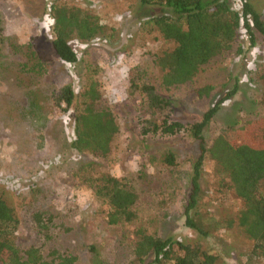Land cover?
Wrapping results in <instances>:
<instances>
[{"label": "rangeland", "instance_id": "rangeland-1", "mask_svg": "<svg viewBox=\"0 0 264 264\" xmlns=\"http://www.w3.org/2000/svg\"><path fill=\"white\" fill-rule=\"evenodd\" d=\"M53 1L0 0V192L19 218L17 243L25 247L41 239L27 213L35 198L38 207L67 222L70 230L57 231L56 245L76 255L74 264H127L133 231L139 227L163 238L199 239L219 255L218 264H246L242 254L252 242L235 222L242 202L227 186L226 175L214 160H206L202 167L199 208L202 224L210 225L209 234L200 238L185 225L183 213L192 163L199 153L197 143L187 134L143 135L137 109L129 100L127 88L133 75L160 83L152 60L170 44L141 25L157 8L142 7L136 0H70L93 7L106 28L93 44L72 41L80 61L68 64L51 47ZM251 2L264 17V0ZM256 39L251 45L241 35V54L211 61L191 83L169 90L158 85L172 99V119L184 123L201 119L214 102L232 92L203 130L207 145L221 127L240 126L264 115V38ZM94 78L101 82L119 125L108 158L96 168L125 179L137 193L134 207L139 215L132 222H107L109 207L94 198L88 179L86 165L92 156L70 148L72 117L53 105V95L63 84L77 89ZM206 85L212 87L208 96L196 97L193 90ZM167 151L176 155L173 166L161 163ZM229 218L233 224L228 228L214 227L215 220ZM143 264H151V259Z\"/></svg>", "mask_w": 264, "mask_h": 264}, {"label": "trees", "instance_id": "trees-1", "mask_svg": "<svg viewBox=\"0 0 264 264\" xmlns=\"http://www.w3.org/2000/svg\"><path fill=\"white\" fill-rule=\"evenodd\" d=\"M136 1L142 7L157 8L141 25L170 44V47L156 53L152 60L160 73V83L138 80L133 75L127 88L129 100L137 109L141 133L168 137L187 134L197 143L199 151L192 163L190 190L183 212L185 225L200 238L209 234L210 224H202L201 221L199 179L206 160H214L228 178L227 186L242 202L235 222L252 242L242 256L246 264L257 259L264 261V115L240 126L230 124L221 127L211 144L207 145L203 130L232 92L214 102L203 112L201 119L184 123L172 119V99L159 90V86L169 90L191 83L211 61L230 53L241 54L243 48L239 37L243 34L254 45L258 35L264 38V17L251 0ZM237 3L239 7L234 6ZM50 13L53 19L52 50L60 61L68 64L80 61L71 46L72 41L93 44L106 28L93 7L77 6L70 0H54L50 4ZM261 77L264 84V74ZM211 89L206 85L194 89L193 93L201 98L208 96ZM261 104L264 108V89ZM53 105L72 117L70 148L76 154L92 156L86 165L91 173L88 179L94 198L109 207L107 222L120 224L135 220L139 215L134 207L137 193L124 182L125 179L96 168L108 158L111 143L119 131L101 82L94 78L77 89L73 84L65 83L53 95ZM161 163L175 165V153L164 152ZM142 176L148 178L147 175ZM36 201L34 198L27 213L41 239L23 247L16 240L19 218L0 192V264H74L76 255L56 245L57 231L70 230L67 222L60 220L58 214L38 207ZM231 224L233 219L230 218L215 220L214 227L228 228ZM133 236L132 258L127 264H143L147 259H151V264H218L220 259L199 239L163 238L141 227L134 229Z\"/></svg>", "mask_w": 264, "mask_h": 264}]
</instances>
